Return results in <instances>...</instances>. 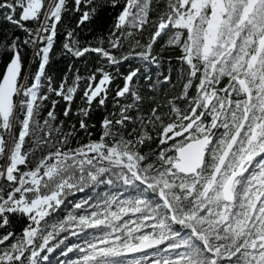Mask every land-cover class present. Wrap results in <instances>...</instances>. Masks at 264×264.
Wrapping results in <instances>:
<instances>
[{
  "label": "snow or ice",
  "instance_id": "1",
  "mask_svg": "<svg viewBox=\"0 0 264 264\" xmlns=\"http://www.w3.org/2000/svg\"><path fill=\"white\" fill-rule=\"evenodd\" d=\"M165 47L180 91L143 111L138 82L175 91ZM0 69V264H264V0H0Z\"/></svg>",
  "mask_w": 264,
  "mask_h": 264
},
{
  "label": "trees",
  "instance_id": "2",
  "mask_svg": "<svg viewBox=\"0 0 264 264\" xmlns=\"http://www.w3.org/2000/svg\"><path fill=\"white\" fill-rule=\"evenodd\" d=\"M163 4V0H161V5ZM114 12L111 10L106 11L101 19L97 21L96 23L92 24L89 27H85L82 30H78V35L80 36L81 40L84 41L87 39L88 41H91L93 45H95L100 37H107L109 30L111 29V25L114 23L113 20ZM106 25V27H105ZM74 18L70 19L66 17L63 21V23L59 26L58 32L62 34L69 28H74ZM165 40H167V37H165ZM62 43V40L58 41L56 46V51L53 54L52 57V63L49 68V73L53 75L57 82L59 81L60 77H62L66 72H68V65L69 61L62 57L60 52V45ZM164 42H161V45H163ZM125 48H127V43H125ZM157 51H160V46H157ZM161 57L164 61L163 68L167 72L169 68L172 69V77L173 82L175 84V91L173 90L172 86H168L164 88L163 90H157L155 93H150L148 90V83L147 81H140L138 82V86L140 87L142 94L146 97L144 102L143 111H148V109L152 106H154L156 103L163 104L167 99H171L173 96L177 95L181 88V81L178 80V73L176 69L179 67V62L176 59V56L179 54L175 50H171L167 47L160 53ZM171 61V64L168 63V61ZM96 63L95 56H91L88 58L87 61H84L82 63H78L75 65L76 68L80 69V72L82 75L87 74V70L90 69L94 64ZM2 70V69H0ZM126 71L125 69H122ZM226 82V80L224 81ZM119 83V81H117ZM81 101L79 97H77L76 101L73 105V113L76 112V109L80 106ZM181 107L183 105L181 104ZM63 108V102H61V105L57 107V113L60 120H64L65 118L60 114L62 112ZM112 110V103H111V96L109 98V103L107 108H100V107H94V110L91 114V119L89 120L90 124H94L95 127L91 129L92 136L89 137L84 133H80L73 141L72 146L75 147L78 144L86 143L89 139L96 140L99 137V122L102 119L103 116L107 115L108 112ZM46 114V110H45ZM78 117L76 115H73L70 120H66L64 123V128L67 130L70 125L77 123ZM30 147L29 143H26L25 148L27 149ZM150 148H155V144H150L148 146H145L142 148V151H149ZM42 153L39 150L34 151L33 155L30 156V167H34L36 162L41 157ZM103 190V189H101ZM90 191V190H89ZM87 194V193H85ZM83 195V194H82ZM78 197H72L71 199L76 200ZM63 211L58 213V215L63 216ZM24 227V221L22 219H17L14 221V224L12 226V230L17 232L18 234L21 232L22 228ZM66 235V234H65ZM76 241V238H71L68 243H73ZM60 251V249H57L56 252L50 255V264H57L56 255ZM70 256L73 254H69Z\"/></svg>",
  "mask_w": 264,
  "mask_h": 264
}]
</instances>
